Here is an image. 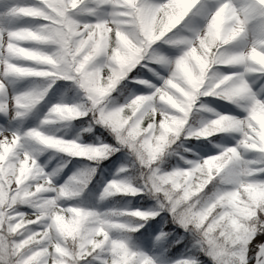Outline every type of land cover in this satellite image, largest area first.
Here are the masks:
<instances>
[{"label":"snow or ice","instance_id":"1","mask_svg":"<svg viewBox=\"0 0 264 264\" xmlns=\"http://www.w3.org/2000/svg\"><path fill=\"white\" fill-rule=\"evenodd\" d=\"M250 76H264V0H0V264H156L147 241L133 250L115 234L139 240L161 213L196 249L172 264H264V81L254 91ZM21 80L40 83L10 93ZM65 84L82 103H53L38 126L10 130ZM117 92L128 95L117 102ZM194 112L209 117L193 125ZM85 118L83 132L103 127L114 143L41 130ZM226 136L234 142H215ZM25 141L97 166L122 153L130 165L99 199L155 203L69 204L96 168L57 184Z\"/></svg>","mask_w":264,"mask_h":264},{"label":"rangeland","instance_id":"2","mask_svg":"<svg viewBox=\"0 0 264 264\" xmlns=\"http://www.w3.org/2000/svg\"><path fill=\"white\" fill-rule=\"evenodd\" d=\"M179 30L181 33H183L182 27ZM254 31H255V28L250 27L249 39H251V33H253ZM240 46H243L242 43L235 45V47H240ZM229 70L230 69H227V68L221 69L222 72H227ZM248 79H249L250 85L253 87V90L259 91L257 85H258L259 81H264V76H260V77L250 76ZM39 83H40L39 81H33V80L15 81L12 84H10V86H9L10 93H11V91H22V90H25V89L30 88V87H35ZM58 83L64 84V82H58ZM260 94L264 95V93H260ZM127 95H128V93L126 92L125 96H127ZM207 100L210 103L211 107L215 108L219 112H231L233 114L242 115L240 110L238 108H236L235 105H233V104H227L224 101L215 100L214 98H207ZM57 102L82 103L83 100H82L81 93L77 89L72 88V87L65 84L63 87L58 88L54 94H52L50 92L49 96H47L45 98V100L40 105H38L35 109H33V111L26 118H24L22 120L13 121L11 123L10 130H19V131L23 132L24 130H26L28 128L38 126L40 123V120L43 118L44 114L48 111V108L51 106V104L57 103ZM200 113H202L205 116V118H201V117L195 118V119L191 118V123L193 125H199V123L201 122L202 119H206L209 117L208 113H203V112H200ZM0 122H2V119H0ZM57 123L43 126L41 128V130L48 135H51V134L53 135V134H55V133H53V130L55 128H60L63 126V125L59 126V124H57ZM61 123L65 124V125L68 124V122H61ZM64 137H66V136H64ZM232 142H234V141L232 140V138L230 136H226L223 139L216 141V143H220V144L232 143ZM103 143H106V142H103ZM24 148L31 151L33 153V155L36 156V158L39 155H42L43 157L41 158V160H38V162L44 168L45 172H47L49 174L55 173V176L53 177V179L56 180V183L61 184L60 177H59V179L57 178V174H58V171L60 170V167H58L54 163V161L52 160L53 159L52 152H49L47 150H43L44 147H39V146H37V144L35 142H32V141H25L24 142ZM248 155H249V158H253L255 154L249 153ZM119 157L122 160L121 165H125V164L130 165V158L125 157L122 153H119ZM91 163H88L83 168H80V170L83 171L87 168L94 167L93 164H91ZM121 165H116L115 171ZM121 178H122V176H121ZM138 199H140V197ZM138 199H136V202H134L133 204L132 203L127 204L126 201H124L118 206V209H122L123 207H127V206H129L131 208L137 207L139 205ZM154 203H155V201L148 199L147 201H145L141 205H143V209H147V208H151L154 205ZM164 215H165L164 213H161V215L157 216L154 220H149L148 223L144 225V228L141 229V232L145 233V236L140 237L139 240L136 239L135 242L132 244L134 250L148 251L147 248L143 247L144 242L147 241L148 245L151 249V251H148V254L150 256H152V258L156 261V264H165V263L171 264L172 263L174 258H172V259L168 258L167 250H168V246H174V245L179 244V243H176L175 241L180 240V243H182V244L189 243L187 240L181 239V237L183 236V231L177 230L176 226H172L170 228V230L165 231L167 233H172L170 236L165 237V238L158 240V241L154 239V237L161 231V229H163L162 228V225H163L162 216H164ZM155 229H157L158 231L155 232ZM151 231H153V232L151 233ZM137 237H139V234ZM201 260L205 261V264H208L206 257H204Z\"/></svg>","mask_w":264,"mask_h":264},{"label":"trees","instance_id":"3","mask_svg":"<svg viewBox=\"0 0 264 264\" xmlns=\"http://www.w3.org/2000/svg\"><path fill=\"white\" fill-rule=\"evenodd\" d=\"M125 93L126 92L121 94L117 92L114 93L113 96L116 98L117 102H121L123 100L124 97L123 95ZM199 117L204 118L205 116L197 112H194L192 115V119ZM87 126H88V119L85 118L84 120L71 121L69 122L67 128L64 127L63 128L67 130V135L69 136V139H75L79 137V141H82L84 143L89 142L90 144H98L101 143L102 141H105L106 143H114L112 137L103 127L93 126L92 132H83L82 129ZM217 140H221V139H217ZM52 160L58 167H60V170L58 171L57 174V178L59 179L60 177L61 184H64L73 174L81 171L80 168L77 167L85 166L87 163H89V161L86 158H70L66 154L59 153L57 151H55V154H53ZM121 163L122 160L120 159L118 152L114 156H111L109 159L102 161L98 166L95 164L96 173L94 176H92L91 181L89 182L87 187L83 190V192H81L79 197L73 198L72 200L68 201V203L79 204L85 207L94 208L98 211L104 212L108 210H120L118 209V206L124 201H126L127 204L129 203L133 204L134 202H136V199H138L139 196L137 197L115 196V197L107 198L105 200L99 199V193L101 192L105 183L112 180L113 178H121V177H117L116 175L117 170L115 171V166L121 165ZM65 164L67 166L63 167ZM148 199L149 198L147 197H140V199H138V204H143ZM124 208H131V207L127 206V207H123L122 209ZM119 221L124 222V218H119ZM162 226L163 229L161 230L165 232L175 225L171 223L165 225L163 220ZM138 234L139 233L136 234L116 233L115 235H124L129 237L127 242L129 246L134 250L132 244L137 239ZM186 245L187 248L185 247ZM188 249H191L192 253L196 252L193 243H186V244L179 243L174 246H168V250H167L168 258L169 259L174 258V260H177L184 255H188L189 254ZM203 258L204 256L202 255L199 256L200 260Z\"/></svg>","mask_w":264,"mask_h":264}]
</instances>
